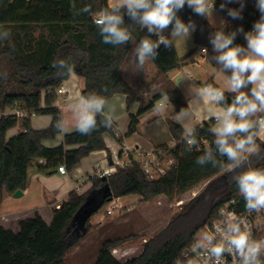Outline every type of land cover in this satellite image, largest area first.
<instances>
[{
  "label": "trees",
  "instance_id": "16d2710c",
  "mask_svg": "<svg viewBox=\"0 0 264 264\" xmlns=\"http://www.w3.org/2000/svg\"><path fill=\"white\" fill-rule=\"evenodd\" d=\"M222 2L223 0L218 1V10L227 22V32L241 26L245 32L250 31L254 22L259 19L256 0H244L242 19L236 20L230 18L226 11L220 10ZM71 3L72 0H0V26L3 29L19 27L28 30L39 27L47 31V34H41L37 40L25 33L19 37L22 45L17 47L0 45V207L5 193L14 195L18 190H26L29 170L34 165L42 174L58 171L61 165H65L68 173H71L91 154L109 152L106 138L115 136L116 128L113 124L111 128L98 126L97 130L88 135L75 131L66 135L63 144L58 147L44 145V142L53 141L62 133L56 127L57 121L62 118V112L56 106L58 90L72 76L57 75V69L52 67L53 61L63 59L73 65L74 75L85 81L82 95L95 93L107 101L116 95L126 96L131 121L128 136L137 133L139 118L164 98L174 106L176 113L181 108H189L188 101L179 90L158 93L146 105L139 92L122 77L121 69L133 43H138L147 34V29L142 31L125 17V23L130 25L132 31L133 41L118 47L105 44L94 24L93 14L107 8L108 0H75L77 12L85 6L92 9V13L78 15L73 14ZM239 6L238 3L227 5L229 8ZM178 15L185 23L190 19L196 23L194 42L197 48H206L207 63L223 72L212 58L215 53L209 43V36L216 28L206 18L194 15L187 6ZM33 42L36 43L34 47ZM234 43L246 46L243 34H238ZM158 53L152 62L162 76L170 79L195 51L185 60L179 58L174 45L170 48L161 45ZM4 61L9 64V71L2 68ZM223 73L226 77L230 75ZM209 84L220 88L213 77L205 86ZM225 95L228 99L234 98L232 93L225 92ZM137 104L140 107L134 115L131 112ZM16 108L22 109L26 117L20 119L16 115H6ZM34 115L51 116L52 124L47 129L34 130L31 127ZM99 120L98 116V125ZM19 125L22 132L8 140V132ZM215 125L216 122L212 119L196 128V139L207 140L209 148L213 149L215 136L211 129ZM168 127L174 141L184 142L177 150L176 170L169 171L157 181H149L137 166L119 168L115 175L107 179L91 180L88 190L71 192L62 208L53 211L50 225L35 213L33 218L19 223L20 231L17 234L0 227V264H64L67 254L90 233L91 219L108 204L110 197L138 196L144 203L161 196L174 200L208 183L199 196L191 200L161 232L145 243L139 256L126 262L118 261L112 251L129 238L109 240L103 244L94 264H176L182 253L197 240L203 228L218 217L220 209L226 203L235 201L238 212L246 211L244 198L232 177L248 168H264V142L259 136L255 138L257 151L244 160L241 167L223 173L231 163L227 157H220L218 154L216 157L217 160L224 161L225 167H214L211 163L204 166L197 164L196 159L204 150L187 151L183 129L172 121H168ZM105 191H108L107 195H104ZM93 196H99L101 204L87 215L84 231L78 233L77 215ZM261 239L264 240V223Z\"/></svg>",
  "mask_w": 264,
  "mask_h": 264
},
{
  "label": "clouds",
  "instance_id": "9594fccd",
  "mask_svg": "<svg viewBox=\"0 0 264 264\" xmlns=\"http://www.w3.org/2000/svg\"><path fill=\"white\" fill-rule=\"evenodd\" d=\"M231 3L240 6L227 7ZM186 6L194 15L208 18L215 11V0H113L107 8L93 14V21L102 42L114 47L133 41L125 17L142 31L147 29V34L135 43L133 49L132 62L141 71L147 62L155 61L161 45L170 48L177 40H188L197 30L194 21L190 19L185 23L178 15ZM255 6L260 16L250 31L245 32L241 26L227 32V22L222 19L209 36V43L215 53L212 57L214 62L221 66L223 72L230 73L227 91L234 94L231 102L221 88L209 84L193 92L189 85L188 93L192 95L193 101L207 104L209 118L216 121L211 129L215 136V148H207L197 157L196 163L201 166L211 163L214 167H225L223 160H217L218 154L227 157L231 162L227 165L228 170L234 171L244 163L243 154L257 151L255 138L259 132H264V116L252 119L257 113H264V0H256ZM244 7V0H223L220 4V10L226 11L233 20L242 19ZM71 8L74 15L92 13L89 6L77 12L75 0H72ZM166 32L169 34L166 35ZM238 34H243L246 46L234 43ZM9 36L10 32L0 26V40ZM153 36L157 38L153 39ZM52 67L57 69L59 76L74 75L73 65L66 60L53 61ZM181 82L185 81L178 79L175 83L178 85ZM163 107L166 105H159L157 110ZM70 108L75 130L81 135L90 134L98 126L111 128L117 119L115 106L108 105L104 97L95 93L74 96ZM193 115L190 108H181L174 120L183 123ZM56 127L64 131L63 118L57 121ZM183 135L186 150L190 152L198 143L196 129L185 127ZM232 179L244 198L245 209L249 214L264 210V168H248ZM213 227L215 230L205 233L193 247V252L202 250L204 264H225L226 255L234 258V264L237 259L238 264H264V259H261L264 241L252 238L244 219L230 214L221 224ZM187 264H193V261L188 260Z\"/></svg>",
  "mask_w": 264,
  "mask_h": 264
},
{
  "label": "crops",
  "instance_id": "0c3cea01",
  "mask_svg": "<svg viewBox=\"0 0 264 264\" xmlns=\"http://www.w3.org/2000/svg\"><path fill=\"white\" fill-rule=\"evenodd\" d=\"M108 2L110 4L113 0H108ZM134 47L135 43H133L132 49L121 69V75L135 90L139 92L145 100L146 105L151 98L158 93L168 90H179L188 101V107L193 110L194 115L190 120L183 123H177L174 120V116H170L171 113L162 114L157 110V107H155L139 118L138 131L136 134L130 136L133 144L129 146L149 149L171 144L174 140L169 131L168 121L174 122L184 131L185 127H194L196 129L197 127L202 126L205 122L212 120L209 118L210 112L208 111V105L205 103L196 104L193 101L192 95L188 93V88L191 82H194L196 88L193 87V89H191L195 92L199 90V88L204 87L206 82L213 77L214 82L221 89L225 90L226 93H230L227 91L228 83L225 82L222 77L220 78L223 80V83L217 79L214 71L208 70L204 73H200V71L196 73L195 79L193 77L187 79L183 76V72L186 67L190 66L189 60L170 79L162 76L152 61L147 62L143 70L138 71L135 64L132 62L134 59ZM202 63L205 65L207 64L206 58L202 60ZM178 79H182L185 82L176 85L175 82ZM63 87L66 89L67 94L58 96L56 106L62 112V118L65 121V129L55 140L44 142V145L50 148L62 145L64 137L76 131L70 104L74 96L82 95L85 88V81L76 75H72L70 79L63 84ZM126 99L127 98L124 95H116L107 101L108 105L115 106L116 108L117 119L113 123L116 128L115 133L122 137L121 142H124L125 144V139L129 137L128 132L131 123L130 114L127 111ZM159 103L162 102L159 101L158 104ZM139 107V104H137L134 109H132L131 113L134 115L137 114ZM166 108H168L167 105ZM260 116H264V113H257L252 119H256ZM52 121L53 119L51 116L34 115L31 118V127L34 130L47 129L52 124ZM21 132L22 127L19 125L17 128L8 132L7 139L9 140ZM259 139L264 142V133L260 135ZM106 144L107 148H113L115 139L113 137H107ZM102 158L103 152L93 153L82 160L81 164L66 176H62L58 172L56 174H42L34 165L29 170V184L26 190L22 191V197L15 198L14 195L7 193L4 194V200L0 207V227L6 230H11L17 234L20 231L19 223L33 218L35 213H38L43 220L50 225L53 221L52 204L56 202H67L70 193L73 191L72 187L74 184L85 181L94 164ZM89 188L90 184L84 186V190H88ZM22 200H25V202ZM49 209H51V211Z\"/></svg>",
  "mask_w": 264,
  "mask_h": 264
},
{
  "label": "rangeland",
  "instance_id": "374dc122",
  "mask_svg": "<svg viewBox=\"0 0 264 264\" xmlns=\"http://www.w3.org/2000/svg\"><path fill=\"white\" fill-rule=\"evenodd\" d=\"M206 20L213 28H216L222 20V17L217 14H210ZM6 30L10 32V36L7 39L0 40V45H9L12 47L22 45L19 37L23 36L25 33L31 34L36 40L39 39L41 34H47L46 30L39 27L30 28L28 30H23L17 27ZM169 32H166V35H168ZM32 44L33 47L36 45L35 42ZM174 46L176 47L177 54L181 60H185L195 51V54L190 57L191 59L188 58L187 61L189 60V64L194 60L200 62V66L191 65L186 67L183 72L184 77L187 79L193 77L195 79L196 73L199 71L200 73H204L205 71L211 70L216 73L219 81L223 83L222 79H224V81L227 82V77L223 72L215 70L208 63L206 65L202 63L200 54L201 49L197 48L194 42V33L188 40H177L174 43ZM1 66L5 71H9L10 66L7 61H4ZM188 71L191 73L190 77L186 76V72ZM220 77H222V79ZM190 86L192 89L193 87L196 88L194 82H191ZM161 102L163 105L168 106V108L163 107L159 109L162 114L171 113L170 116L176 115L174 106L167 98L162 99ZM125 142L127 145L133 144L130 136L125 139ZM250 155L251 154L247 153L243 154L242 158L247 160ZM226 172H229V170L227 169L223 173ZM207 185L208 183H204L195 188L192 192L175 198L174 200H169L168 198L161 196L151 202L144 203L138 196L122 198V204L126 205L124 212L121 214H115L112 217L105 216L107 210L106 205L91 219L90 233L67 254L64 264H94L97 260L99 251L105 242L126 238L129 239L123 245L117 247L115 251L113 250L112 255L120 262H126L139 256L143 251V247L146 243L145 241H148L161 232L183 207L204 191ZM100 199L99 196H93L77 215L76 231L78 233L84 231L85 218L95 207L97 208L100 206ZM25 200L22 201L25 202ZM179 203L183 204L179 206ZM49 210L51 211V209Z\"/></svg>",
  "mask_w": 264,
  "mask_h": 264
},
{
  "label": "built area",
  "instance_id": "2783aa9c",
  "mask_svg": "<svg viewBox=\"0 0 264 264\" xmlns=\"http://www.w3.org/2000/svg\"><path fill=\"white\" fill-rule=\"evenodd\" d=\"M218 1L215 0V11L213 14H217L220 17L221 14L218 10ZM223 19V17H222ZM224 20V19H223ZM166 34V33H165ZM246 44V41H245ZM201 61L206 58L207 51L204 49L200 50ZM200 66V62L194 60L191 62L190 66ZM187 76H190V72L186 73ZM59 95L67 94L66 89L62 86L58 90ZM162 103L156 104L155 107L158 108ZM6 115H16L18 118L23 119L26 117V113L20 109L16 108L10 110ZM215 121V119H214ZM210 122V121H208ZM216 122V121H215ZM264 132H259L258 136L262 135ZM115 144L113 148H108L109 152L103 151V158L98 160L90 173L88 174L85 181L81 183H76L72 187V192L81 193L84 190V186L89 184L93 179H107L115 175L119 168L126 169L132 166H137L142 171L145 178L149 181H157L165 176L169 171L176 170L178 163L176 161L177 150L180 145H183L184 142L173 141L171 144L166 146H157L149 149H144L137 146H129L124 142H121L122 137L115 133L114 136ZM197 145L193 146L192 152H201L209 148V142L205 139L197 140ZM186 144V143H185ZM187 146V145H186ZM42 163V162H40ZM60 175H68V171L65 165H61L57 171ZM122 198L112 197L111 201L107 204L106 217H112L115 214H121L124 212L126 205L122 204ZM140 199V198H139ZM63 203L56 202L52 204L53 211L60 210ZM230 214H234L237 218H242L245 220L247 228L251 232L253 239L257 241H264L261 239L262 225L264 223V210L261 212H252L249 214L247 211L238 212L235 208V201L226 203L219 211L218 217L209 222L199 234L197 240L186 249L180 259L176 264H187L188 260H192L193 264H204L203 252L197 251L193 252V247L198 240H201L205 233L214 231V225L221 224ZM147 242V241H145ZM116 250V249H115ZM114 250V251H115ZM263 254L261 256V259ZM225 264H234V258L232 256L226 255L224 257ZM235 264H238V259L235 261Z\"/></svg>",
  "mask_w": 264,
  "mask_h": 264
},
{
  "label": "water",
  "instance_id": "95a60500",
  "mask_svg": "<svg viewBox=\"0 0 264 264\" xmlns=\"http://www.w3.org/2000/svg\"><path fill=\"white\" fill-rule=\"evenodd\" d=\"M229 102H231V99H229ZM57 173V171H55V172H53V173H50V174H56ZM108 194V191H105L104 192V195H107ZM23 196V192L21 191V190H18L15 194H14V197L15 198H20V197H22ZM111 199H112V197H110V199H109V201H111ZM108 201V202H109Z\"/></svg>",
  "mask_w": 264,
  "mask_h": 264
},
{
  "label": "bare ground",
  "instance_id": "6f19581e",
  "mask_svg": "<svg viewBox=\"0 0 264 264\" xmlns=\"http://www.w3.org/2000/svg\"><path fill=\"white\" fill-rule=\"evenodd\" d=\"M183 203H179L178 205L181 206Z\"/></svg>",
  "mask_w": 264,
  "mask_h": 264
}]
</instances>
